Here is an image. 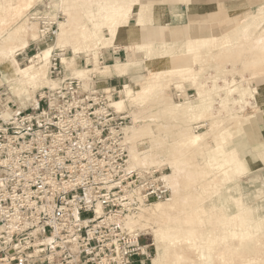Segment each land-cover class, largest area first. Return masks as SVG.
I'll use <instances>...</instances> for the list:
<instances>
[{"label": "built area", "instance_id": "obj_1", "mask_svg": "<svg viewBox=\"0 0 264 264\" xmlns=\"http://www.w3.org/2000/svg\"><path fill=\"white\" fill-rule=\"evenodd\" d=\"M55 27L43 21L45 39ZM61 60L53 57L51 74ZM118 93L68 78L39 93L36 107L7 102V118L0 100V264L152 260L153 242L129 222L170 190L155 168L129 166L130 118L111 105Z\"/></svg>", "mask_w": 264, "mask_h": 264}, {"label": "rangeland", "instance_id": "obj_2", "mask_svg": "<svg viewBox=\"0 0 264 264\" xmlns=\"http://www.w3.org/2000/svg\"><path fill=\"white\" fill-rule=\"evenodd\" d=\"M60 1L61 0H37V1L33 0V7L27 11L26 17L25 16L20 18L12 17L7 22H5L4 25L5 28L2 35H4L5 32L12 26L16 25L19 22L25 21L28 15H31L30 12L31 11L34 12L33 10L36 11L37 9H39L40 13H45L49 11L52 13L54 12L55 14L56 13L61 14L63 12L62 11L63 8L60 6L58 7L59 9H57V7L54 8L53 6L56 4H61ZM102 1H103L102 5L113 4L114 6L119 7L118 2L120 0H102ZM98 2L101 1L98 0ZM127 2L129 4L130 0H128ZM235 2L238 1L236 0L234 1V3H230V4H235ZM262 3H264V0L262 1ZM262 3L260 4V6H263ZM91 4H93L94 7L90 5L91 7H87L84 9L86 11L92 10L91 12L93 13L94 16L93 20L99 24L104 23V25L102 27L99 26L100 27L99 28L98 26H93V24H91L89 19L83 20L81 24L88 21L89 22L88 27L86 26V28L83 29L79 26L78 30H76L78 37L75 38L74 41L62 47L65 57H74V60H76V62H79L81 65L86 66L87 57L85 56V58L83 59L81 58L76 59L75 57H79V56H75V52H74L75 46L77 52L79 53L86 52L85 54L87 55L91 53V49L94 48V46L96 45V43L99 42L100 39L107 41V43L109 42L108 43L109 47L114 46V48H116V45L119 44L117 40L120 37L124 36V37H130L132 39L138 34L140 27L146 30L145 34L152 32L151 29L154 28V26L148 27V25H145L147 23L146 20H143L142 22L138 23L139 21L138 19L137 24L134 23L135 27L133 28V31L131 32L129 30V24L131 23L129 20V16H131L132 10H134L133 5L132 8L129 9V12L124 17L122 15H119L118 17L114 16L119 20H109L112 19L113 17L110 18L111 16L107 17L105 15L107 8H114V7L108 5L103 7L102 6L97 7L100 4H98L96 1H94ZM120 8L123 13L128 11V6L126 7V10L122 9L124 8V6ZM250 13L251 16H254L255 14H257V10L254 11L247 10L242 14L250 17L249 15ZM63 17L64 16L62 15L61 20H63ZM235 17L227 16L225 18L226 19L225 24L223 22H217V25L219 23H222L221 25H219L220 28L218 29L220 32L223 33V35L228 34L230 32L232 33V30L233 31L237 30V28H239L240 25H244L245 23L251 20L249 17H246L245 21L239 22V20L238 21L235 20ZM252 20L256 22H263L261 20V17L252 18ZM197 21H198V17H197ZM36 23H38L37 24V30H38V26L39 23H41V21H36ZM131 25H133V23H131ZM55 30L58 29L55 27ZM163 32L164 33H160V35L162 36L161 38L164 40V42L160 44L154 42L153 40L149 41L151 37H147L146 39H144V41L142 42L144 44L140 47V51H139L140 54H137L135 56L136 58L134 57L133 59H130L131 53L129 52L126 60L125 59L122 61L117 60L115 63L114 62L109 63L106 62L104 59H99L100 62L102 63L100 67L95 68V66L88 65L92 70L88 73L89 80L85 82L86 83L85 86H89L93 82L94 84L96 83V86L105 87L108 86L106 84L107 83L106 81L110 80L108 79L109 76H112L114 74L127 75L129 74V71L135 70L132 71L131 73H133L132 75L133 77L135 75L138 76L137 79L135 80L132 79L131 82L129 81L122 82L120 86H113L116 87L115 90L119 92L118 93L119 96L116 97L117 99L121 98L122 96L124 97V93H123L124 90H122V87L125 84L129 85L133 89L139 88V90H141L143 88L144 89L146 88V93L140 92L138 94L137 101L135 103H132L133 104L132 106H130L129 103L127 102L128 112H132V111L137 112L139 111L138 109H140L138 108V106H142V109L145 108L146 112L141 115L143 116L145 115L146 119L150 120L147 114L153 115L154 112L162 111L163 117L161 116L160 118L156 117V121L157 122L160 121L163 124L169 126V129L164 131V135L170 138L174 136V133L176 131L179 130V126H177L179 124L184 125V123L186 122V123H190V125L192 126L193 123L200 122L199 124H195L194 127L204 124V126L201 128H194L195 129L194 131L211 138L210 145H208L205 148L206 149L205 152L207 153V156L197 157L195 155V153H197V150L195 148H191L183 154V156L185 155L184 158H186V164H188L186 165V167L194 171V168L200 169V167H202V166L196 167L197 163L204 165V159H211V157H208L210 151L216 152L217 150H221L223 148L227 140H224L223 136H221V133L225 130L226 126L227 127L230 126L227 125V123L229 122L227 120L223 121L222 125L221 124L219 125L216 122H213L210 117H206V116L199 117V115L194 116L193 112L190 110H199V111L212 110V112H216V111L218 112L226 105L227 103L226 101H228V99L239 98L242 95L240 90L241 85L247 86L249 84L245 92L247 91V93H250L252 95L250 96V101L251 102L256 101V104H258L259 108L261 109L260 112L258 110L256 111V113H254L252 109L254 110L258 109V107L251 108L249 106L244 105L241 102L236 103L233 107L234 108L236 107L243 114L253 113L256 115V118L257 116H260V114H263L264 91L261 90V92L258 93L255 97L251 93V89L253 88L252 85L256 87V83L259 86V88L260 86L264 87V84L262 85L258 80L256 79L254 80V75L252 74V71L250 69L251 67L250 63L247 62L246 60V56L249 55L248 54L249 48L251 46L256 47L258 45L256 47V50L264 49V36L258 34V36H256L255 38L254 37L252 38L253 41L251 42L249 41L250 38L249 36H244L239 40L231 39L230 42H228V40L224 42L226 45L223 43L221 44L217 43L216 39H209L212 42L211 44H207V42L206 44H201L200 41H196L193 43V45L190 44V46H192V50H191L188 48L187 39L182 43L176 42V43L166 44L165 46L163 45V43H168L165 40H168L169 36H175L176 38L182 36H188L187 33L184 31L183 27L178 28V30L174 31V33L171 30H167ZM53 37L54 35L51 37H47L40 44L36 43V41L31 43L30 47H28L26 51L23 52V54L21 53L18 55V59L21 61V63H27L28 57L36 53L40 48L49 45ZM241 46L245 47V51H243L242 56L237 59L236 57L238 55V50L240 49ZM68 48H70L73 51V54L70 51H67ZM254 52L255 51H252L250 53L254 54ZM96 53L97 56L101 58L100 57L101 51L100 52L97 51ZM132 55H134V53H132ZM171 58L173 61L172 66L170 65ZM0 76H1V71H0ZM68 76L77 77L76 75L74 76L71 75L70 69H65L63 64L60 68L59 73L51 74V77L53 78L68 77ZM253 81H256V83H253ZM99 82H101L100 84H104V85H100ZM198 83H200V85L202 86H205V89L208 90V94H203L201 96L202 97L201 100L199 99L200 100L199 104L197 102H190V100L192 99L195 100L198 97V93L196 91L197 88L196 85ZM163 87L171 91L172 98H174L177 91L178 94L181 93L186 94V96L183 95L180 98V100L176 99V101H178V103L180 104L177 105L175 108H173L171 111H168L167 108H163L162 104L158 103L157 101H156V109L150 108L151 103L155 102L156 94L158 93L159 90H161L160 88ZM47 89L49 88L44 87L42 90L41 89L38 90L37 94ZM9 94H10L9 91L5 86L0 87L1 99H5L6 97H8ZM188 96H191V98H189ZM193 103L195 105H193ZM14 104L17 107H19L18 103H14ZM15 109L16 108L14 107V110ZM143 116L139 118L140 120L139 123H143ZM129 118L131 121L132 118L131 117ZM243 121H241L238 124L237 130L233 132H237L238 130L240 131L242 130L243 127H245ZM156 131L158 130L156 129ZM236 143L234 142L232 144L231 142L229 145L224 147V149L227 150L230 149L232 150L233 148H240V150L244 149V146L241 145L247 143V139L243 138L241 140L240 139L236 140ZM212 144L213 146H211ZM147 145L148 144L141 146V149H144ZM162 158L163 159L166 158V163L170 162L171 159V157L169 156L168 157L162 156ZM249 159L254 160L252 156ZM251 166H252L251 171L245 172L244 174H239V176L237 177L238 185H239L237 188H232V186L234 187L233 182L225 181L223 179L224 177L223 174H218V176L215 177L214 179L212 177V172L205 169L201 170V173L196 172L190 176H185L180 178V182L178 184L180 186L176 194H173L170 191L169 198L175 197L176 201L174 200L175 202L173 203V205L170 206V208L168 207L167 215L165 214V217H160L156 215V220H154L156 224L146 223V225H144V226L151 225L152 227L156 226L155 228L156 234L151 231L152 229H147L148 239L150 240V242H154L152 247L153 256L156 257V254L158 253V248L172 247L171 248L172 259H170V262L173 261L174 252L179 251L184 253L185 255L184 258L182 259L183 264H218L210 257L212 256L211 253L213 250L209 247H211L212 240L214 238L217 239V243L219 239L220 243L224 245L228 238L227 236L228 232L222 231L223 226L222 225L220 226L222 222V220H219L220 216H217V214H215V216H211L201 212V216L195 217L197 216L195 210H199V206L202 209H211L212 203L215 204V202L218 203L219 205L221 201H219L218 198L219 193L217 190L223 193L226 190L225 189L226 187H231L232 188L230 189L231 193L236 195V194H240L241 192V194L244 195L243 198L247 201V203H249L251 206L262 207L261 210L264 211V203H263L264 196H262V199L259 198V203L257 200L253 201V199L255 198V194H260V195L264 194V185H263L264 166H260L258 164L255 166L254 165ZM157 170L159 171L157 173L158 176H161L165 173H170L171 166L167 164L162 166L161 168H158ZM195 196H200V198L196 199ZM231 198L233 197L232 196L227 197L228 200H231ZM199 201L202 202L199 203ZM220 206L221 204L219 205V207ZM220 209L226 211L227 207L226 210L224 208H219L218 210L220 211ZM220 213H222V211H220ZM137 227L140 228V226ZM239 227L240 225H236L234 231L241 232V229L244 227V225L242 226L241 229H239ZM161 230H164V232H161ZM195 230L196 231L198 230L197 235L193 234V232H196ZM147 231L145 230V232ZM228 231L233 232L231 230ZM216 233L221 238L217 237ZM154 234L156 235V239ZM258 234L261 235V232H258ZM192 236H194L195 238L194 243H193V238L189 242V239ZM236 239L238 238L236 237ZM240 242L244 243L242 241ZM247 242H249V240H247ZM252 242L254 243V240ZM222 245L218 243L219 248ZM160 253L161 254H159L158 257H160V255H163L162 249ZM207 254H209L210 256H208ZM151 261L152 260L146 262L145 264H154L158 262L159 259H156L154 262Z\"/></svg>", "mask_w": 264, "mask_h": 264}, {"label": "bare ground", "instance_id": "obj_3", "mask_svg": "<svg viewBox=\"0 0 264 264\" xmlns=\"http://www.w3.org/2000/svg\"><path fill=\"white\" fill-rule=\"evenodd\" d=\"M94 1L100 4L97 7L108 5H102V0H100L101 2H98V0H61V4L53 5L54 8L57 7V9H59L58 7L60 6L63 8V12L61 14H55L54 12L52 13L49 11L40 13L39 9H37L36 11L33 10L34 12L31 11V15H28L25 21L19 22L16 25L12 26L5 32L4 35H2L5 28V22H7L12 17H26L27 11L33 7V0H1L0 87L5 86L10 93L5 99H0L5 104L2 114L4 118H7L10 115V108L6 104L7 102L18 103L19 110L28 109L31 106L36 107L38 102V90H42L44 87H48L49 89L54 90L60 87L61 84L68 78L81 79L83 80L84 85H86L85 82L89 80L88 73L92 70L88 65L95 66V68L102 65L99 60L101 58L97 56L96 52H100L101 49L109 47V42L107 43V41H104L103 39H100V41L96 43L94 48L91 49L90 54L85 55L87 57L86 66L81 65L79 62H76V60H74V57H65L62 50V47L74 41L75 38L78 37L76 30H78L79 26L83 29H85L86 26L88 27V21L81 24L83 20L89 19L93 26L102 27L104 25V23L99 24L93 20L94 16L91 12L92 10L86 11L84 9L87 7H91L90 5L93 6V4L91 3H93ZM108 6L114 7L107 8L105 15L107 17L111 16L110 18L113 17L109 20H119L114 16L118 17L119 15H122L124 17L128 13V11L123 13L119 7L114 6L113 4H110ZM62 15L64 16L63 20H61ZM46 19L57 20L58 23V30H56V32L54 33V37L51 43L49 42V45L40 48L33 55H28L29 57L27 63H21V61L18 59L19 54H23V52L26 51L31 43L36 41V43L40 44L45 40L44 36L41 33V26L43 24V21ZM36 21H41V23H39L38 30V23H36ZM134 27V25L130 24L129 30L132 32ZM200 29H203V27H201ZM151 30L152 32L147 33L146 37H151L152 34H156V31L157 33H159L158 35H160V33H164L163 31L171 30L174 33V31L178 29L172 30V28L166 27L157 29L153 28ZM120 38L121 42H123L124 38ZM166 44L169 43H163L164 46ZM256 47L251 46L249 48V55L246 56V60L250 63V69L252 71V74L254 75V80L256 79L260 83H262L264 82V49L256 50ZM116 48H119L118 45H116ZM139 51L140 47L137 46L136 50H134L133 52L134 55L131 54L130 59H133L137 54H140ZM243 51H245V47L241 46L238 50V55L236 57L237 59L242 56ZM252 51H255L254 54L250 53ZM74 52L75 56H79L78 54L80 53L77 52L76 46ZM55 55H59L60 57H62V64L64 68L70 69L71 75H76L77 77H51V63ZM75 58L79 59L80 56ZM253 83H256V81H253ZM248 85H241L240 90L242 95L239 98H232L233 100L228 99V101H226L228 104L226 103V105L218 112H212V110H190L193 112L194 116L199 115V117H210L213 122H216L219 125H222L223 121H229L227 125H229L230 127L226 126L225 130L221 133V136H223L224 140H227L226 144L221 150H217L216 152L210 151L208 157H211V159H204L205 163H208L207 168L212 172V177L214 179L218 176V174H224L226 176L228 175V179L231 182L232 166L236 162L243 164L245 163V160L238 157V152L241 151L240 148L227 150L224 149V147L229 145L231 142L232 144L234 142L236 143V140H241L243 138L246 139L248 134L252 132L256 120L255 114H243L240 110H238L236 107L234 108L233 106L236 103L241 102L251 108L258 107V109H252L254 113H256V111L258 110L260 112L261 110L259 108V105L256 104V101H250V96L252 95L250 93H247V91L245 92V90L248 88ZM252 86L253 88L251 89V93L256 97V95L261 92V89L263 87L260 86L259 88L257 83L256 87L254 85ZM196 87L198 97L195 100H190V102H197L199 104L202 98L201 96L203 94H208V90L205 89V86L200 85V83H198ZM258 88L260 89V91ZM135 89L125 84L122 87V90H124V97L122 96L119 99L114 98L111 100V105L116 108L118 112L124 111L127 113L128 117L132 118L131 121L124 126V141L127 144L129 151V166L132 168H139L140 170L145 169L151 171L154 168L157 170L164 165H170L171 172L163 174L161 176V181L173 194H176L180 186L178 185L180 182V178L190 176L196 172L201 173V170H203L201 168H194V171H192L190 168L186 167V165L188 164H186V158H184L185 155L183 156V154L187 150L195 148L197 150V153H195L197 157L207 156L205 148L210 145L211 138L194 131V128H201L204 126L203 124L194 127L195 124H199L200 122L193 123L192 126L190 125V123L186 122L184 123V125L179 124L177 125L179 126V130L174 133V136H172L171 138L165 136L164 131L169 129V126L163 124L160 121H156V117H163L162 111L154 112L153 115L147 114L150 120H147L145 115H141L146 112L145 108L142 109V106H138V108L140 109H138L139 111L137 112H128L127 102L130 106H132V103H135L137 101V97L140 92L146 93V88H143L141 90H139V88ZM160 89L161 90H159L156 94L155 102L151 103L150 105V108L152 109H156L157 101L158 103L162 104L163 108H167L168 111H171L173 108L180 104L178 103V101H176V99L180 100L183 95L186 96L185 93L178 94L177 91L174 98H172V93L169 89H165V87ZM188 97L191 98V96ZM193 105L195 104L193 103ZM142 116L143 123H139V118ZM241 121H243L245 127H243L240 131L238 130L239 132H233L237 130V126ZM156 129L158 131H156ZM145 144L148 145L144 149H141V146ZM211 146H213V144ZM241 146H244L243 150L249 151L251 145L249 142H247L245 144H242ZM162 156L171 157L170 162L166 163V158L163 159ZM196 167H198V163ZM259 198L262 199V196H260ZM259 198H257L258 203ZM174 200L176 201L175 197H168L166 199L164 198V200L162 199L160 201L154 202L152 205L144 206L137 215L131 217L129 223L134 227L140 226V229L143 230L146 235H148L147 229H152L151 231L156 234V226L152 227L151 225H144H146V223L156 224V222L154 221L156 220V215L165 217V214L167 215L168 207L170 208V206L173 205V203L175 202ZM245 205H248V203ZM261 208L262 207L251 205L249 206V209L253 214L256 215L257 218H261L262 216H264V211H262ZM195 211L197 213V216L195 217L201 216V212L211 216H215V214H223L222 210H220L222 211V213H220L218 208L216 209L214 203H212L211 209H202L199 206V210ZM237 216L239 219L237 218ZM240 222L247 223L248 219L242 217L235 209L234 217H231L230 219H228V221L222 223L227 227H230V225L235 226ZM243 225L246 224H242V226ZM250 226L251 227H249L247 230L242 228L241 232H237L234 230L233 232L228 231V238L224 245H222V243H220L218 239V243L222 245L220 248L218 247L217 239L214 238L212 240L211 247H209L213 250L211 253L212 256H210L209 254L207 255L210 256L212 260H214L218 264H264V231L261 225V221L259 220L255 225L250 224ZM145 230L147 232H145ZM161 232H164V230H161ZM258 232H261V235H259ZM197 233L198 230L196 232H193L194 235H197ZM155 234L154 236L156 239ZM216 236L218 237L217 233ZM236 237L238 239H236ZM192 238L194 243V236L190 237L189 242ZM247 240H249V242H247ZM253 240L254 243L252 242ZM240 241L244 243H241ZM168 250L169 249L165 250L164 254L161 257H158L157 254L156 257L153 256L154 258H152V261L159 259V261L154 264H183L182 259L179 257V251L174 253L173 261L170 262L172 256L170 255Z\"/></svg>", "mask_w": 264, "mask_h": 264}, {"label": "crops", "instance_id": "obj_4", "mask_svg": "<svg viewBox=\"0 0 264 264\" xmlns=\"http://www.w3.org/2000/svg\"><path fill=\"white\" fill-rule=\"evenodd\" d=\"M128 0H120L118 3L119 8L124 6L126 10V7L128 6V12L129 9L132 8V5L134 6V10H132L131 16H129V20L133 25L134 23L137 24L142 22L143 20H146V24L148 27L154 26V28H172V30H176L178 28H184V31L187 33L188 36H182L179 38H176L175 36H169L168 40H165L168 43H182L184 41H187L188 48L192 50V46L194 42L200 41L201 44H211L212 42L209 39H216L217 43H223L228 40L230 42L231 39H240L244 36H249V41H253V37L263 35L264 36V3H262L263 0H237L238 2H235L236 0H130V3L128 4ZM232 1V2H231ZM241 1V2H240ZM121 2V3H120ZM263 4V6H260V4ZM121 9V8H120ZM247 10H257V14L254 16H251V13L249 16H245L242 14L243 12ZM166 14V15H165ZM202 16V17H201ZM232 16L235 17V20H239V22L245 21L246 17H249L251 20L244 25H240L237 30H232V33H228L223 35L222 32L219 31L218 28H220L219 25L222 23H219L217 25V22H223L225 24L226 17ZM198 17V21H197ZM204 17V19H203ZM260 18L263 22H256L252 20V18ZM145 18V19H144ZM200 18V20H199ZM203 19V20H202ZM130 23V24H131ZM129 24V25H130ZM186 26V27H185ZM190 26V27H189ZM188 27V28H187ZM203 27V29H200ZM144 28L140 27L138 34L133 37L132 39L130 37H124V41L121 42V38H119L117 41L119 42L118 47L114 48V46H110L108 48L101 49V59H104L106 62H116L117 60H126L128 57V53L131 54L134 52L135 47H141L144 43V39H146ZM159 33L152 34L150 40H153L154 42L160 44L164 42V40L161 38V35H158ZM218 36V37H217ZM100 41V40H99ZM204 41V42H202ZM31 45V44H30ZM226 45V44H225ZM135 46V47H134ZM30 47V46H29ZM106 49V50H105ZM205 50V49H204ZM218 50V49H217ZM67 51H70L73 54V51L68 48ZM86 52H80L79 56L81 59L85 58ZM104 61V62H105ZM171 66L173 65V61L171 58ZM135 71V70H132ZM132 71H129V74L127 75H118L114 74L112 76H109L108 81H106L108 86H120L122 82H131L132 79H137L138 76H132ZM127 73V72H126ZM133 80V81H134ZM101 82H99L100 84ZM262 85L264 83H261ZM104 85V84H100ZM264 89V87L262 88ZM261 89V90H262ZM264 91V90H262ZM247 142L250 143V149L243 150L238 152V157L240 159L245 160V163H235L232 166V182L234 187L237 188L238 180L237 177L239 174H244L245 172L251 171L252 166L251 165H260L264 166V112L263 114H260V116H257L254 128L250 134L246 137ZM253 157L254 160L249 159L250 157ZM253 161V162H252ZM208 163H205L204 165L198 164V167L208 170L207 168ZM211 172V171H210ZM224 175V174H223ZM223 179L225 181H229L228 175H224ZM264 185V183H263ZM222 188V187H221ZM220 188V189H221ZM231 187H226L225 191L222 193L221 191L219 193V201L221 206L219 207L218 203L215 202L216 209L224 208L229 211H223V214H217V216H220L219 220H222L223 223L225 221H228L231 217H234V211H238V213L245 217V219H248L247 223L240 222L238 225H240L239 229L242 228V224L244 225V229H248L250 224H257L258 221H261V225L263 227L264 231V216L261 218H257L255 214L251 212L249 209L250 204H247V201L243 198L244 195L238 194L235 196V194L231 193L230 189ZM232 196L231 200H228L227 197ZM260 194H255L254 200H258ZM196 199H199L200 196H195ZM202 201H199L201 203ZM218 206V207H217ZM218 208V209H219ZM221 210V209H220ZM219 218V217H218ZM238 218V216H237ZM239 219V218H238ZM240 221V220H239ZM221 222L220 226L222 225L223 230L228 232V230H235V226L230 225V227H227ZM257 222V223H256ZM246 226V227H245ZM228 236V235H227ZM219 237V236H218ZM224 237V236H223ZM221 238V237H219ZM164 254L165 250L169 249L168 252L172 256L171 248H158L157 255ZM175 251L174 253H176ZM202 254V252H201ZM180 258H184V253L179 252ZM162 255H160L161 257ZM154 261V260H153ZM151 261V262H153Z\"/></svg>", "mask_w": 264, "mask_h": 264}]
</instances>
